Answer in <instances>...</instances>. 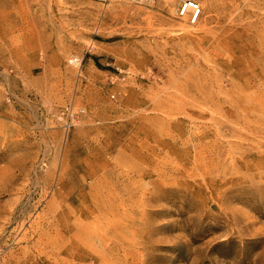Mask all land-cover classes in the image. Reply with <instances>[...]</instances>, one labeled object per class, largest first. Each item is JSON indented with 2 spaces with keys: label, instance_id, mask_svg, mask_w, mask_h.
<instances>
[{
  "label": "rangeland",
  "instance_id": "obj_1",
  "mask_svg": "<svg viewBox=\"0 0 264 264\" xmlns=\"http://www.w3.org/2000/svg\"><path fill=\"white\" fill-rule=\"evenodd\" d=\"M0 0V264H264V0Z\"/></svg>",
  "mask_w": 264,
  "mask_h": 264
},
{
  "label": "built area",
  "instance_id": "obj_2",
  "mask_svg": "<svg viewBox=\"0 0 264 264\" xmlns=\"http://www.w3.org/2000/svg\"><path fill=\"white\" fill-rule=\"evenodd\" d=\"M131 1H150V0H131ZM176 15L180 19H188L190 25H196L202 15V6L195 0H183L178 6Z\"/></svg>",
  "mask_w": 264,
  "mask_h": 264
}]
</instances>
